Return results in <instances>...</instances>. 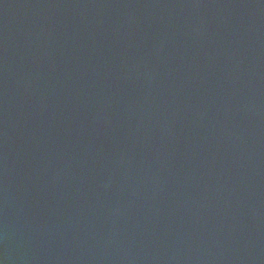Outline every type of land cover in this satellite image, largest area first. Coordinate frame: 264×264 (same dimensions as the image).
<instances>
[{
	"label": "water",
	"instance_id": "95a60500",
	"mask_svg": "<svg viewBox=\"0 0 264 264\" xmlns=\"http://www.w3.org/2000/svg\"><path fill=\"white\" fill-rule=\"evenodd\" d=\"M0 264H264V0H0Z\"/></svg>",
	"mask_w": 264,
	"mask_h": 264
}]
</instances>
